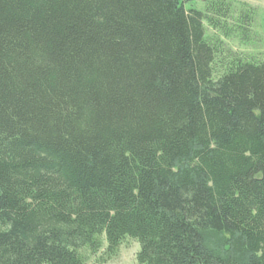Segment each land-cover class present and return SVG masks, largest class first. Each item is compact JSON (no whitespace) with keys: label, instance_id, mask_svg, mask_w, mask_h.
<instances>
[{"label":"trees","instance_id":"1","mask_svg":"<svg viewBox=\"0 0 264 264\" xmlns=\"http://www.w3.org/2000/svg\"><path fill=\"white\" fill-rule=\"evenodd\" d=\"M227 14L0 0V264L128 238L138 264H264V63L208 39Z\"/></svg>","mask_w":264,"mask_h":264},{"label":"rangeland","instance_id":"2","mask_svg":"<svg viewBox=\"0 0 264 264\" xmlns=\"http://www.w3.org/2000/svg\"><path fill=\"white\" fill-rule=\"evenodd\" d=\"M186 7L206 11L207 6L222 3L228 10L226 24L232 30L231 37L226 38L223 32L216 31L205 23L209 40L220 45L225 55L254 62L264 63V0H185ZM218 5V4H217ZM223 7V6H222ZM225 9V7H224ZM243 27V28H241ZM221 67L217 65V70ZM140 245L133 239H126L120 246L118 255L103 263L100 258L103 252L90 256L86 264H138L137 256Z\"/></svg>","mask_w":264,"mask_h":264}]
</instances>
